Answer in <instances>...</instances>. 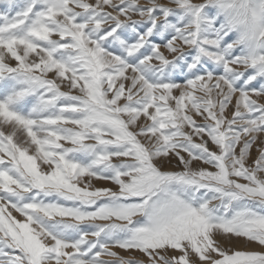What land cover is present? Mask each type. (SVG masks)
<instances>
[{"label": "snow or ice", "instance_id": "snow-or-ice-1", "mask_svg": "<svg viewBox=\"0 0 264 264\" xmlns=\"http://www.w3.org/2000/svg\"><path fill=\"white\" fill-rule=\"evenodd\" d=\"M0 4V264H264V0Z\"/></svg>", "mask_w": 264, "mask_h": 264}, {"label": "bare ground", "instance_id": "bare-ground-1", "mask_svg": "<svg viewBox=\"0 0 264 264\" xmlns=\"http://www.w3.org/2000/svg\"><path fill=\"white\" fill-rule=\"evenodd\" d=\"M4 10V5L3 4H1L0 5V11H3ZM96 183V185L97 186H103V185H106V184H104V183H102V182H99V181H97V182H95ZM14 215H18V214H16V213H13ZM19 218V217H18Z\"/></svg>", "mask_w": 264, "mask_h": 264}, {"label": "rangeland", "instance_id": "rangeland-1", "mask_svg": "<svg viewBox=\"0 0 264 264\" xmlns=\"http://www.w3.org/2000/svg\"><path fill=\"white\" fill-rule=\"evenodd\" d=\"M1 5V4H0ZM253 154H255V153H253ZM102 183H104V182H102ZM105 184V183H104ZM97 186V185H96ZM103 186H109V185H103ZM121 254L122 255H124V253L123 252H121Z\"/></svg>", "mask_w": 264, "mask_h": 264}]
</instances>
